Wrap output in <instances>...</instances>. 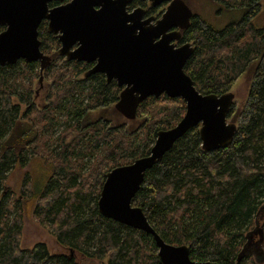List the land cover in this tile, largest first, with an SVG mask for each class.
Listing matches in <instances>:
<instances>
[{"label": "trees", "instance_id": "obj_1", "mask_svg": "<svg viewBox=\"0 0 264 264\" xmlns=\"http://www.w3.org/2000/svg\"><path fill=\"white\" fill-rule=\"evenodd\" d=\"M210 1L220 16L237 18L218 27L192 10L178 43L194 46L184 71L199 92L236 94L227 115L236 133L228 146L207 151L199 125L187 130L146 170L131 204L163 241L187 245L198 264H264V25L252 22L261 0ZM164 5L133 0L129 9L158 16ZM43 26L40 49L51 60L41 71L39 62L23 59L0 66V264H81L78 256L162 264L152 234L103 216L97 201L106 173L147 155L157 132L183 116L185 102L149 96L135 118H125L115 108L116 82L85 76L92 64L59 56L57 38ZM34 166L45 171L41 183ZM26 214L61 251L43 241L22 246ZM257 232L256 254L246 246Z\"/></svg>", "mask_w": 264, "mask_h": 264}, {"label": "water", "instance_id": "obj_2", "mask_svg": "<svg viewBox=\"0 0 264 264\" xmlns=\"http://www.w3.org/2000/svg\"><path fill=\"white\" fill-rule=\"evenodd\" d=\"M49 1L0 0V25L6 26L0 31V66L19 59L39 62L40 69L48 63L37 30L41 19L48 17V30L63 33L60 54L77 61H96L86 75L103 73L106 81L114 80L122 88L115 108L125 118H135L137 106L149 96L165 94L184 101L183 116L174 126L157 132L147 155L106 173L97 208L105 217L152 234L162 264H198L190 258L187 245L163 241L142 209L131 204L146 170L187 130L199 125L201 145L207 151L228 146L237 130L227 119L235 93L203 94L184 71L194 46L177 41L181 30L190 25L192 9L184 0H147L152 7L167 3L155 19L143 18L142 7L127 11L125 7L132 0H112L119 5L111 10L104 0H72L49 10ZM95 5H102V9L94 10ZM104 9L110 19L103 16ZM76 41L79 46L71 51Z\"/></svg>", "mask_w": 264, "mask_h": 264}, {"label": "rangeland", "instance_id": "obj_3", "mask_svg": "<svg viewBox=\"0 0 264 264\" xmlns=\"http://www.w3.org/2000/svg\"><path fill=\"white\" fill-rule=\"evenodd\" d=\"M189 5L193 11H195L197 14L203 16L205 19H207L211 24L222 27L225 23H227L229 20L237 18L238 14L237 12H225L223 16L219 15L220 7L213 4L210 0H188ZM221 19L220 23L216 22L215 20ZM252 22L256 26H262L264 25V0H261V10L260 12L253 17ZM43 87H46L44 84ZM239 98L244 97V90L242 88L241 82L237 85ZM45 88H42L40 91V94L38 96V99L41 100V97L43 95V91ZM236 95V94H235ZM45 171L41 167L34 166V174L33 177H36L37 182L41 183L44 179ZM257 239L259 241V233H251L249 236V243L246 246V249L249 247H252L257 244ZM36 241H43L45 242L49 249L53 252L61 251L62 248L59 246V244L56 242V240L51 237L44 229L38 227L32 219L26 214L24 217V225H23V237H22V246H31ZM258 247V245L256 246ZM248 250V249H247ZM249 251V250H248ZM79 261L81 264H101L98 261L91 260V259H85L81 256H78Z\"/></svg>", "mask_w": 264, "mask_h": 264}, {"label": "flooded vegetation", "instance_id": "obj_4", "mask_svg": "<svg viewBox=\"0 0 264 264\" xmlns=\"http://www.w3.org/2000/svg\"><path fill=\"white\" fill-rule=\"evenodd\" d=\"M52 1H57V2H59L57 5H54V6H50L49 5V3H51ZM69 1H72V0H51V1H49L48 3H47V6H48V9L50 10V9H52V8H54V7H57V6H60V5H66ZM133 1V0H132ZM131 1V2H132ZM145 1H147V0H145ZM130 2V3H131ZM148 2V1H147ZM104 3H106V4H108V9L109 10H111L113 7H115V8H117V5H119V4H115L112 0H104ZM130 3H128L127 5H126V7H125V9L127 10V11H131V10H133L134 8H136V7H142V6H136V7H134L133 9H129V5H130ZM149 3V2H148ZM166 5H167V3H165V5H164V8H163V10L165 9V7H166ZM149 6H150V4H149ZM157 6H159V5H157ZM157 6H153V7H157ZM150 7H152V6H150ZM143 8V7H142ZM94 10H98V9H102V5H95L94 6V8H93ZM105 10V9H104ZM121 10V9H120ZM163 10L159 13L160 15H158V16H156L155 14H146V12H145V14H144V16H143V18H146V17H148V16H154L155 17V19H158L160 16H161V14H162V12H163ZM146 11V10H145ZM48 14H50V12H48ZM103 16L104 17H106V18H108V19H110V16H109V14L106 12V10H105V12L103 13ZM42 23H44L45 24V26H43L45 29H46V31L47 32H49V33H52V34H54V36L57 38V40H58V42H59V45H58V48H57V50H56V52H57V54L59 55V56H62V57H64L66 60H68V61H77V60H74V59H67V57L65 56V55H62V54H60L59 53V50L62 48V42H61V40H60V36H62L63 35V33L61 32V31H58L57 33H53V32H50L49 30H48V27H49V23H50V19L48 18V17H43L42 19H41V21H40V23L38 24V27L42 24ZM0 27H2V29L0 30V31H2L3 29H5L6 28V26H4V25H0ZM38 27H37V30H38ZM39 38V37H38ZM177 44H182V43H178V41H177ZM77 46H79V44H78V42L76 41L75 42V44L74 45H72L71 47H70V50L71 51H73L74 49H76L77 48ZM45 54V53H44ZM45 56L47 57L46 58V60L48 61V62H50V60H51V56H48V55H46L45 54ZM77 62H86V61H77ZM95 62L96 61H92V62H86V63H90V64H92V66L95 64ZM91 66V67H92ZM90 67V68H91ZM89 68V69H90ZM88 69V70H89ZM88 70H87V72H88ZM86 72V73H87ZM86 73L84 74L85 76H89V75H86ZM96 73H100V72H96ZM93 74H95V73H93ZM101 74H103V73H101ZM91 75V74H90ZM104 75V74H103ZM104 78H105V80H106V77H105V75H104ZM42 80L40 79L39 80V82H40V85H39V90H41L42 88H45V87H43L44 86V84L45 83H43V82H41ZM112 81V80H111ZM108 82V81H107ZM110 82V81H109ZM118 86V85H117ZM119 87V86H118ZM121 88V87H120ZM122 89V88H121ZM121 91V90H120ZM120 93V92H119ZM249 251H252V253H258V251L256 250V247H254V246H252V247H249V248H247ZM246 249V250H247Z\"/></svg>", "mask_w": 264, "mask_h": 264}]
</instances>
